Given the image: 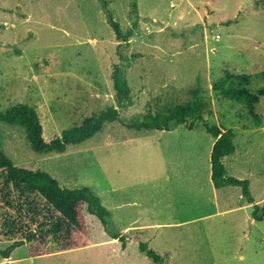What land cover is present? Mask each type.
I'll list each match as a JSON object with an SVG mask.
<instances>
[{"label": "rangeland", "instance_id": "rangeland-1", "mask_svg": "<svg viewBox=\"0 0 264 264\" xmlns=\"http://www.w3.org/2000/svg\"><path fill=\"white\" fill-rule=\"evenodd\" d=\"M104 1L123 33L132 31L127 42L117 41L101 0H0V111L33 107L49 143L108 107L126 124L141 123L201 89L207 123L236 134L237 152L224 160L228 174L249 181L263 215L264 98L250 112L221 102L215 84L233 75L248 77L252 91L264 89V0H137L136 11L133 0ZM117 65L131 89L128 108L114 88ZM134 135L108 122L80 147L116 143L87 159L40 161L62 173L66 188L91 189L109 211L106 226L86 213L88 247L37 255L51 245H24L9 259L0 255V264H153L140 242L165 264H264V219L253 218L241 187L213 186L215 139L200 123L126 141ZM0 136L15 165L39 163L21 126L0 121ZM9 246L0 242V251Z\"/></svg>", "mask_w": 264, "mask_h": 264}, {"label": "trees", "instance_id": "trees-1", "mask_svg": "<svg viewBox=\"0 0 264 264\" xmlns=\"http://www.w3.org/2000/svg\"><path fill=\"white\" fill-rule=\"evenodd\" d=\"M104 9L108 22L113 28L118 42H127L132 31L127 34L108 10ZM132 6L136 11L137 0ZM122 66H115L113 71L114 88L119 106L128 108L133 105L131 89L125 78ZM248 77L230 76L215 84L220 100H229L236 104H243L254 111L264 98V89L252 91ZM201 89L192 90L193 101L176 106L168 114L148 116L141 123L126 124L117 108L111 106L102 112L85 120L81 126L65 130L58 138L46 142L43 137V126L40 117L33 107L17 105L6 112L0 111V121L11 125L21 126L26 133L33 149L42 156L62 155L70 152L71 147H80L96 136L108 122H118L124 127L138 131L140 137L155 135L158 132H169L175 128H185L192 131L196 123L210 134L215 143L211 150V180L216 189L226 187H241L244 198L254 204L249 181L229 176L224 165V158L237 152L235 145L236 134L233 130H225L218 126H210L203 117L204 103L201 100ZM254 128L261 127V117L255 116ZM243 127L248 126L246 124ZM246 129V128H245ZM253 218L262 221L259 215L260 206L254 204ZM86 213L95 215L104 226L110 216L103 206L100 197L91 189H68L60 186L59 182L49 173L43 171L37 163L31 165H15L2 152L0 136V242H8L10 246L0 251L3 259H9L12 252L21 246L51 245L35 254L73 251L89 246L90 233L86 221ZM114 239L123 240L118 235ZM126 247L125 240L122 242ZM140 251L150 258L153 264H165L163 258L147 245L140 243Z\"/></svg>", "mask_w": 264, "mask_h": 264}, {"label": "crops", "instance_id": "crops-1", "mask_svg": "<svg viewBox=\"0 0 264 264\" xmlns=\"http://www.w3.org/2000/svg\"><path fill=\"white\" fill-rule=\"evenodd\" d=\"M44 130V129H43ZM44 133H45V131H44ZM44 133H43V135H44ZM156 135V134H155ZM153 136V135H152ZM145 137H149V136H145ZM145 137H140L139 135H134V136H131L128 140H126V141H135V140H138V139H141V138H145ZM52 141V140H51ZM50 141V142H51ZM114 143H116V142H114ZM114 143H102V144H99V145H95V146H85V145H83L82 147H75V148H71V150H70V152L69 153H67V155H69V154H73V153H79L80 155H84V158H88V157H90V153H92V152H94V153H96L95 151H96V149H101V148H104V147H106V146H108V145H111V144H114ZM66 155V156H67ZM60 158H62V155H50V156H42L41 155V158L39 159V163H37L38 165H39V167L43 170V171H45V172H47V173H49L52 177H54L58 182H59V184H60V186L61 187H63V188H66L67 187V183L66 184H63L62 182H61V180H59V178H58V176H56V175H60V174H62L59 170H54V171H47V170H45V168H44V166L41 164V162H44V161H56V160H58V159H60ZM226 158H228V157H226ZM226 158H224V160L226 159ZM41 161V162H40ZM210 166H211V164H210ZM60 177V176H59ZM213 183V182H212ZM213 186H214V184H213ZM230 187H232V186H230ZM227 188V187H226ZM222 189H224V188H222ZM218 190H220V189H218ZM242 197H243V199H245L244 198V196L242 195ZM104 206V205H103ZM252 222V221H251ZM130 229H132V228H130ZM112 239L113 240H118V239H114L113 237H112ZM135 239L136 240H138L139 238H137V237H135ZM141 243V242H140ZM140 243H139V245H140ZM127 247V246H126ZM126 247L125 248H123V246H122V249H126ZM79 250V249H78ZM13 253V252H12ZM11 257V256H10ZM151 260V259H150Z\"/></svg>", "mask_w": 264, "mask_h": 264}]
</instances>
